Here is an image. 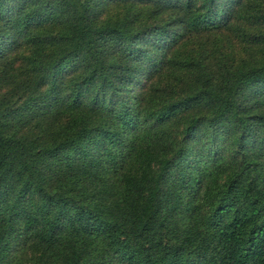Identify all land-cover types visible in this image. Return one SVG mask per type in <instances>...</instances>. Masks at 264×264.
Listing matches in <instances>:
<instances>
[{
  "label": "trees",
  "instance_id": "trees-1",
  "mask_svg": "<svg viewBox=\"0 0 264 264\" xmlns=\"http://www.w3.org/2000/svg\"><path fill=\"white\" fill-rule=\"evenodd\" d=\"M0 264H264V0H0Z\"/></svg>",
  "mask_w": 264,
  "mask_h": 264
}]
</instances>
